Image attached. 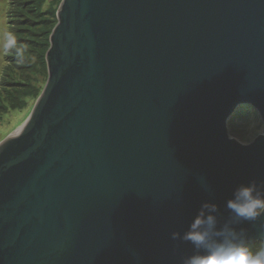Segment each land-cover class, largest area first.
<instances>
[{
    "label": "water",
    "instance_id": "1",
    "mask_svg": "<svg viewBox=\"0 0 264 264\" xmlns=\"http://www.w3.org/2000/svg\"><path fill=\"white\" fill-rule=\"evenodd\" d=\"M55 16L45 84L0 142V264H181L192 246L171 233L201 203L222 225L234 189L264 182V0H61ZM243 105L262 127L247 144L226 126Z\"/></svg>",
    "mask_w": 264,
    "mask_h": 264
},
{
    "label": "clouds",
    "instance_id": "2",
    "mask_svg": "<svg viewBox=\"0 0 264 264\" xmlns=\"http://www.w3.org/2000/svg\"><path fill=\"white\" fill-rule=\"evenodd\" d=\"M27 46L19 44L13 32L6 31L0 41L3 54L25 57ZM230 219L219 224L215 203H201L188 229L181 235L171 233L173 240L191 244L192 254L182 258L181 264H264V182L250 180L240 184L225 201ZM248 223L258 228L259 242L251 244L238 225ZM259 222V224H257Z\"/></svg>",
    "mask_w": 264,
    "mask_h": 264
},
{
    "label": "trees",
    "instance_id": "3",
    "mask_svg": "<svg viewBox=\"0 0 264 264\" xmlns=\"http://www.w3.org/2000/svg\"><path fill=\"white\" fill-rule=\"evenodd\" d=\"M60 1L12 0L9 3L8 31L13 32L17 42L26 45L27 48L23 60H19L14 54L5 56L6 65L20 72L17 71V77L13 75L14 73L5 71L1 76L0 93H4V97L0 101V106L3 110L8 107L24 109L27 106L26 99L35 101L39 96L44 85L43 83L37 85L36 76L39 75L40 82L47 78L44 55L49 46V34L56 24L55 14Z\"/></svg>",
    "mask_w": 264,
    "mask_h": 264
},
{
    "label": "rangeland",
    "instance_id": "4",
    "mask_svg": "<svg viewBox=\"0 0 264 264\" xmlns=\"http://www.w3.org/2000/svg\"><path fill=\"white\" fill-rule=\"evenodd\" d=\"M12 0H0V41L3 39V35L6 31H8V24H7V12L9 9V3ZM48 0H46L47 2ZM46 5V3H44ZM46 7V6H45ZM5 54H3L2 50H0V79L1 76L5 72L14 73L13 75L17 77V71L13 67L6 65V58ZM20 72V71H19ZM39 75L37 74V85L45 84V81L42 80L40 82ZM30 83L33 85V82L30 81ZM36 83V82H35ZM4 93H0V101L3 99ZM16 98V96H15ZM26 99L27 106L24 109H11V107H8L3 110V108L0 106V128L3 126L9 127V125L12 122V114L19 112V118L15 124H13L9 129L7 130H0V142L12 131L14 130L18 124L26 117V115L29 113L31 108L33 107V104L35 103L34 100ZM238 109V110H236ZM236 113L229 117L227 120L226 126L228 134L231 136L236 135L234 137H230V139H236L238 142L242 144L249 143L253 138H255L261 131L262 127L260 124V120L256 114V112L248 105H243L240 107H237ZM258 242L252 243L256 244Z\"/></svg>",
    "mask_w": 264,
    "mask_h": 264
},
{
    "label": "bare ground",
    "instance_id": "5",
    "mask_svg": "<svg viewBox=\"0 0 264 264\" xmlns=\"http://www.w3.org/2000/svg\"><path fill=\"white\" fill-rule=\"evenodd\" d=\"M19 115H20L19 112L13 113V114H12V122H11V124L9 125V127H7V126H3V127L0 128V130L2 131V130H7V129H9L13 124H15V123L17 122V120H18V118H19Z\"/></svg>",
    "mask_w": 264,
    "mask_h": 264
}]
</instances>
